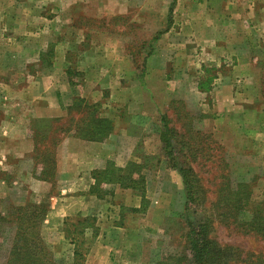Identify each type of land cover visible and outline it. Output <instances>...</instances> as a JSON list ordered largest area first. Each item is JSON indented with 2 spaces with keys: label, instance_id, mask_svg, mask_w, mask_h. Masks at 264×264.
Wrapping results in <instances>:
<instances>
[{
  "label": "crops",
  "instance_id": "crops-1",
  "mask_svg": "<svg viewBox=\"0 0 264 264\" xmlns=\"http://www.w3.org/2000/svg\"><path fill=\"white\" fill-rule=\"evenodd\" d=\"M51 2L62 5L66 27L81 34L86 42L78 46L57 44L53 54L58 64L51 63L47 72L0 77V98L6 101L0 108V199L15 207L48 206L41 226L48 247L46 232L58 231L64 220L86 216L97 220L104 210L107 212L112 195L99 198L90 192L92 173L104 169L109 160L119 159L124 145L136 142L129 133L135 117L147 120L152 113L168 115L169 103L177 99L189 110L210 117L217 133L221 124L229 125L231 115L251 104L256 94L260 96L259 88L264 89V0ZM76 19L88 24L75 29L69 21ZM116 21H129L133 27H144L150 35H157L149 43L150 54L142 60L144 72L138 76L123 41L117 37L123 26ZM41 52H36V58ZM221 59L228 72H215L210 77V89L203 91L199 85L205 62L218 69ZM76 69L83 74L77 86H71L67 74ZM74 98L98 106V116L110 120L112 130L104 140L77 138L78 120L64 124L69 121L63 119ZM49 120L53 122L52 132L60 137L53 150L51 147L52 177L45 180L46 165L34 159L39 145L33 128L35 123ZM44 142L43 149L48 148L49 143ZM126 206L136 208L137 198ZM63 239L61 235L58 244ZM128 242L126 237L106 240V235L98 236L85 264H100L101 260L102 264H123L128 255L123 245ZM97 248H104L105 253H98Z\"/></svg>",
  "mask_w": 264,
  "mask_h": 264
},
{
  "label": "rangeland",
  "instance_id": "rangeland-1",
  "mask_svg": "<svg viewBox=\"0 0 264 264\" xmlns=\"http://www.w3.org/2000/svg\"><path fill=\"white\" fill-rule=\"evenodd\" d=\"M65 18L62 5L53 4L51 0H0V77L4 74L12 76L34 71L47 72L51 68V63L54 65L57 63L53 54L57 44L78 46L86 42L81 34L66 27ZM69 22L74 23L75 29L88 24V21L82 19ZM116 23V25L123 26L122 32L120 34L117 32V37L123 41L126 53L133 60L138 76L144 72L141 68L142 60L150 54L149 43L154 36L150 35L144 27H133L129 21H116ZM112 26L114 29V25ZM113 29L112 37H114ZM94 38L99 39L98 36ZM40 50L42 52L36 58V52ZM69 53L72 55L74 51ZM36 59L40 61L37 64L34 62ZM223 60H220V64ZM210 65L212 64L206 62L204 64L206 67L199 85L203 91L210 89V77L215 72L218 74L228 72V69L224 68L226 64L222 63L221 68L218 69ZM82 74L77 69L69 70L67 75L71 80V86L75 85ZM189 86L194 88L196 85L189 84ZM259 90L260 96L256 94L251 104L243 105V108L238 110L239 112L231 115L229 125L221 124L218 134L214 132L216 127L210 117L201 115L198 111L189 110L181 100H171L170 108H168L169 127L182 135H185V130L191 128L193 132L200 130L202 134L210 137L205 143L210 150L200 151L195 161L191 163L194 173L205 190V202L201 205L202 209L199 208L196 214L190 215L187 221L208 216L212 222L209 236L214 244L239 247L241 252L228 254L230 257L227 260L228 264L247 263L248 253L260 252L264 255V242L243 235L236 228V223L229 224L232 220H218L214 211L216 208L214 202L216 199L219 201L222 199L220 195H217V190L221 177L225 175L223 167L218 166L217 162L221 153L219 147L224 149L234 177L238 180L243 177L247 181H253L251 201L258 203L264 200V89L259 88ZM0 100L1 108L2 103L5 104L6 101L3 97ZM77 100L80 99L74 98L71 101L68 107L70 111L68 110L63 119L69 121L64 124L70 125V120L90 118L91 109L89 108L94 105L85 104L86 107ZM96 111L99 113V108H96ZM183 111L188 114L189 122L186 118L184 119ZM160 114L158 112L149 114L147 120L144 117H135L129 133L132 132L133 137L137 139L136 142L124 145L125 148L119 150L122 155L116 161L114 160L115 162L113 160L107 162L109 167L123 170L122 175H126L125 170L128 163L139 164L141 166L140 175L144 178L143 198H140L141 189L134 191L119 188L117 184L105 185L103 188L112 195L109 200L111 205L107 206V212L104 210L97 220L92 216L81 217L95 220L94 223L88 222L93 229L94 227L97 229L95 238H91L93 229L85 230L84 237H78V242L83 240L85 244L77 248L78 244L69 240L71 236L67 239L62 233L63 226L58 231L53 229V231L46 232L45 237L49 239L50 247L46 246L56 260L71 263L73 251L77 249L85 255L83 257V264H85L88 255L90 253L92 255L94 251L98 236L106 235V240H116L120 236L128 239L127 245L123 246L128 249L129 256H126L123 264H187L189 262L185 258L187 256L185 250L186 217L183 211L185 199L182 183L177 172L167 168V161L159 140ZM51 122L52 120L40 121L35 123L33 128L37 132L36 141L39 145L34 159L37 164H45L47 169H50V158L47 157H50L49 154L52 153L51 144L60 137L59 133L52 132ZM44 140L49 143V147L45 149H43ZM212 141L216 145H213ZM135 198H137L138 205L136 208L126 206L130 204V199L134 204ZM14 207L7 200L0 199V215L8 218L13 214ZM249 215L247 209L246 212L240 213L238 218L244 221L249 218ZM110 219L112 223L108 221ZM112 224L122 226V228L115 227L117 229H114ZM5 230L6 228L0 231V241L5 235L8 241L11 240L10 234H6ZM69 230L72 231V229ZM58 232L64 237L62 243L59 240L60 245L58 239L61 235H57ZM6 239L0 247V264H5L7 258L9 245L6 244ZM95 251L105 253L104 248L101 250L97 248ZM111 254L116 257L113 251ZM262 259L264 260V257ZM98 262L104 263L103 260Z\"/></svg>",
  "mask_w": 264,
  "mask_h": 264
},
{
  "label": "trees",
  "instance_id": "trees-1",
  "mask_svg": "<svg viewBox=\"0 0 264 264\" xmlns=\"http://www.w3.org/2000/svg\"><path fill=\"white\" fill-rule=\"evenodd\" d=\"M156 37L157 35L152 40H155ZM77 101L83 102L82 100ZM96 108H98L96 105L89 108L91 109V116L88 120H78L74 134L77 138L87 141H102L111 132L110 120L100 118ZM187 115L186 111H183L186 120H188ZM159 122L161 124L159 140L167 161V168L176 171L182 183L185 199L183 211L186 217L185 250L187 256L185 258L189 261L187 264H228L227 260L230 258L228 254L241 252L239 247L215 245L209 236V228L212 222L208 216H203V218L194 221L188 219L187 221L190 215L196 214L202 209L201 205L205 202V190L194 173L191 163L195 161L200 151L210 150L208 146H205L207 139H210V137L202 134L200 130H194L193 132L191 128L192 131L190 129L185 130V135L180 134L174 128L168 126L169 119L166 113L160 116ZM59 132L63 133L62 130H59ZM56 142L51 145L52 150L56 146ZM212 144L216 145L214 141H212ZM220 149L221 153L217 162L218 166L223 167L225 175L221 177L217 190V195H220L222 199L221 201L216 199L214 202L217 208H214L217 219L232 220V223L229 224L236 223V228L243 235L264 242V200L258 203L251 201L253 181H247L243 177L239 180L236 179L230 170L229 160L224 149L219 147ZM49 155L50 157L47 158H50V169L42 176L45 180L52 177L54 165L52 153ZM140 169L139 164L128 163L125 170L127 173L122 175L123 170L111 168L107 164L103 170H96L92 173L94 184L91 186L90 192L101 198L109 194L103 188L105 185L117 184L122 189L134 191L141 189L140 198H143L142 185L144 186V178L140 175ZM247 209L250 213L249 218L244 221L240 220L238 218L239 214L246 212ZM12 210L13 214L9 215L8 218L0 215V231L6 228V234H10L11 237V240L8 241L5 235L0 241V247L5 239L6 244L9 245L5 264H83L85 255L77 249L73 251L71 263H66L56 260L46 246L41 236V226L48 206L28 204L23 207H14ZM89 221L95 222L92 218L75 217L66 219L63 222L62 233L66 235L67 239L71 236L69 240L78 244V248L79 245L85 244L83 240L78 242V237L83 238L85 230L93 229L92 225H88ZM69 229H72V231ZM77 229H80V231H77ZM96 236L97 229L94 227L91 238ZM248 256L249 260L247 258L246 261L248 262L244 264H264L262 253H248Z\"/></svg>",
  "mask_w": 264,
  "mask_h": 264
}]
</instances>
